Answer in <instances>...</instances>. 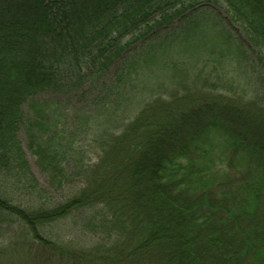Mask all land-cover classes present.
<instances>
[{"label": "trees", "instance_id": "obj_1", "mask_svg": "<svg viewBox=\"0 0 264 264\" xmlns=\"http://www.w3.org/2000/svg\"><path fill=\"white\" fill-rule=\"evenodd\" d=\"M0 237V264H264V0H0Z\"/></svg>", "mask_w": 264, "mask_h": 264}, {"label": "rangeland", "instance_id": "obj_2", "mask_svg": "<svg viewBox=\"0 0 264 264\" xmlns=\"http://www.w3.org/2000/svg\"><path fill=\"white\" fill-rule=\"evenodd\" d=\"M203 64V63H202ZM211 64V62H210ZM206 67L203 68L204 70H207L208 74L210 75L211 73H209L212 69V66L211 65H205ZM234 67H232L230 65V71L233 70ZM203 74L206 75V72H204ZM229 75H232V76H235V79L232 77V76H227V81L222 84L224 85H227L229 87H233L235 88V90H238V92H243L245 94H247L246 96H251L252 94V91L253 89L255 88V85L253 82L250 81V74H248L247 72H232L230 73ZM173 76V71L172 70H169L167 66L164 67V70H163V74H161V76L159 78H151L150 80H152V82H154L155 80H157L159 82L160 85H164L166 84L164 87L166 88H171L173 86H176L178 85L177 82L172 78ZM213 78H215V76L213 75ZM216 79V78H215ZM149 80V83H151V81ZM202 83V82H201ZM200 83V84H201ZM249 84H252V85H249ZM191 87H194L195 86V82L190 84ZM98 91H89L87 93H84L86 94L85 97H83V92L81 90H78L77 92H72V93H67V94H57V93H49V92H44V93H40L36 96L37 99L39 100H62L65 102V106L67 108L70 109V111L72 112L71 114H75L76 112H78V110L80 108H85V109H89V108H97L94 106V101L96 100V96L98 95ZM101 95V94H100ZM99 95V96H100ZM26 109L27 106H26ZM96 117V116H94ZM97 128L94 129V131L96 130ZM78 133V131H77ZM22 139H23V143L25 145V148L27 150V154H28V158H29V161H30V164H31V167H32V170L33 172L36 174L38 180L44 184V177L36 163V160L35 158L32 156L31 152L28 150L27 146H26V136L25 134H22ZM86 215H89V213L87 212ZM77 227V226H76ZM61 229H63L64 231H69V232H72V233H75V235H77L78 233H81V234H86V233H82L80 229L78 228H75V225L74 226H71L70 228H68L67 226L66 227H62ZM66 229V230H65ZM89 232V231H87ZM90 233H92L90 231ZM95 238V234L93 235H90L88 237V241L89 243H92L94 242L92 239ZM2 243L1 241V237H0V244Z\"/></svg>", "mask_w": 264, "mask_h": 264}]
</instances>
